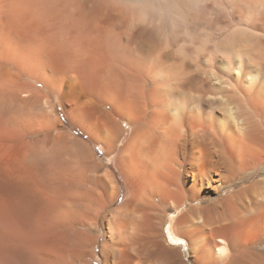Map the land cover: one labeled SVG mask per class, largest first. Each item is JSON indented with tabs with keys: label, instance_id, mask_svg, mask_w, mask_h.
I'll list each match as a JSON object with an SVG mask.
<instances>
[{
	"label": "bare ground",
	"instance_id": "6f19581e",
	"mask_svg": "<svg viewBox=\"0 0 264 264\" xmlns=\"http://www.w3.org/2000/svg\"><path fill=\"white\" fill-rule=\"evenodd\" d=\"M63 17L73 23V86L87 82L85 100L110 117L103 141L112 147L119 118L133 126L123 154L133 188L107 221L120 238L106 264H180L157 248L170 213L166 241L192 264H264V0H0V263L24 251L30 200L40 215L47 201L51 216L63 212L58 190L28 184L24 151L13 157L29 111L12 70L23 40L57 50L60 36L46 29ZM237 178L244 186L199 203L205 188Z\"/></svg>",
	"mask_w": 264,
	"mask_h": 264
},
{
	"label": "rangeland",
	"instance_id": "374dc122",
	"mask_svg": "<svg viewBox=\"0 0 264 264\" xmlns=\"http://www.w3.org/2000/svg\"><path fill=\"white\" fill-rule=\"evenodd\" d=\"M216 12L211 10L210 17H216ZM59 15L53 18L56 19ZM62 20L46 29L54 30L53 33L60 36L57 50L45 54L39 51L41 55L23 40L18 46L21 51L14 53L12 70L14 69L13 83L22 84V88L18 87L21 88V95L25 96H20L25 101L26 111H29L28 131L22 149L17 132L13 133V157L18 159L24 151L28 184L37 186L38 183H44L45 186L58 190L60 199L53 205L57 204L61 208L58 211L63 212L61 215L58 212L56 218L51 216L49 208L53 206L48 201L44 202V213L49 214V219L47 214L40 215L35 210L34 202L30 200L26 226L28 239L23 252L19 253L14 248L12 255H16L18 259L15 257V260L12 256L14 259L11 257L10 264L22 260L30 261L31 264L32 261L33 264H43L45 261V264L47 261L48 264H106L108 252L120 238V233L116 229H110L107 221L123 207L133 188L131 172L123 159L124 150L133 134V126L122 118H117V125L121 130L114 126L116 122L111 123L115 128L113 131L118 132L112 147L109 148L103 141V135L107 134L106 127L110 125L106 122L110 117L105 114L106 106L101 108L96 102L85 100L90 99L91 95L87 82L79 90L73 86V27L70 26L73 23L66 22L64 17ZM76 70L74 74L81 79L88 72L80 68ZM16 85L13 84L14 90L17 89ZM16 101L15 98L13 109L16 108ZM89 102L90 105H87ZM91 109H95V112ZM255 179L254 175L250 183L255 182ZM244 184L243 178H237L233 184L222 188L218 186L220 182H216L214 187L205 188V195L202 194L199 203L202 205L224 197ZM75 213L76 220L73 219ZM171 215L170 213L158 225L157 248L159 251L164 250L180 264H192L186 247L172 246L166 241V227ZM12 231L16 235L20 233L17 225L13 226ZM114 231L119 234L113 233Z\"/></svg>",
	"mask_w": 264,
	"mask_h": 264
},
{
	"label": "snow or ice",
	"instance_id": "6c2138e0",
	"mask_svg": "<svg viewBox=\"0 0 264 264\" xmlns=\"http://www.w3.org/2000/svg\"><path fill=\"white\" fill-rule=\"evenodd\" d=\"M221 252H226V249H220Z\"/></svg>",
	"mask_w": 264,
	"mask_h": 264
}]
</instances>
